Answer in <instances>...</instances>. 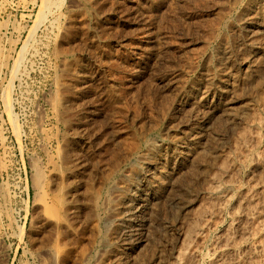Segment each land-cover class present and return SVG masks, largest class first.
I'll return each instance as SVG.
<instances>
[{
	"label": "rangeland",
	"instance_id": "1",
	"mask_svg": "<svg viewBox=\"0 0 264 264\" xmlns=\"http://www.w3.org/2000/svg\"><path fill=\"white\" fill-rule=\"evenodd\" d=\"M45 2L0 0V264H175L192 225L205 226L186 264H212L234 236L246 238L219 264L255 250L264 259V242L251 230L264 193L235 229L232 206L209 207L206 190L230 157L239 169L226 196L264 187V170L253 168L264 152V0ZM249 21L260 43L254 63ZM223 72H232L224 77L232 87L219 95ZM244 133L249 157L234 154ZM38 170L44 179L36 185ZM61 184L72 204L70 229L55 228L44 209Z\"/></svg>",
	"mask_w": 264,
	"mask_h": 264
},
{
	"label": "bare ground",
	"instance_id": "2",
	"mask_svg": "<svg viewBox=\"0 0 264 264\" xmlns=\"http://www.w3.org/2000/svg\"><path fill=\"white\" fill-rule=\"evenodd\" d=\"M48 1V0H47ZM94 1V0H93ZM96 1H99V0H96ZM103 1V0H102ZM44 2H45V0H44ZM54 2V1H53ZM59 2V1H58ZM45 3H47V2H45ZM45 3H43V4H45ZM253 3V2H252ZM48 4V3H47ZM247 4V3H246ZM248 4H249V2H248ZM251 5V4H250ZM49 6V5H48ZM43 8H46L45 6L43 7ZM249 8V7H248ZM254 8V7H253ZM246 9V8H245ZM244 9V10H245ZM40 10H42V9H40ZM260 10V9H259ZM259 10L257 11L258 13H260L259 12ZM239 11V10H238ZM247 11V10H246ZM44 12V11H43ZM242 12V11H241ZM256 12V13H257ZM246 13V12H245ZM245 13H244V15H245ZM249 13V12H248ZM264 13V12H263ZM228 14V13H227ZM225 15V14H224ZM251 15V14H250ZM250 15H249V17H250ZM253 16V15H252ZM244 18H245V16H243ZM247 17V16H246ZM243 18V19H244ZM251 18H253V17H251ZM263 17H260V15H257L256 14V17H254L253 19H255V22L258 24V25H260V23H263V19H262ZM243 19H242V22H243ZM246 19V18H245ZM238 20V19H237ZM250 20V19H249ZM223 21V20H222ZM239 21V20H238ZM246 21V20H245ZM55 22V21H54ZM240 22H241V19H240ZM252 22H254L253 20H252ZM252 22H246L245 23V25L243 26L244 27V29H246V31L249 33V40H250V46H251V48H252V50H251V53L249 54V56H248V58L250 59V60H252L251 61V63H254V61H255V59H256V57H257V55H258V53H259V49H258V45L260 44L259 42H257L256 41V30H255V26H254V23H252ZM255 23V24H256ZM173 24V23H172ZM215 24V23H214ZM238 24V23H237ZM233 26V25H232ZM237 27H240V25L238 26V25H236ZM264 26V25H263ZM236 27V28H237ZM198 28H200V27H198ZM235 28V29H236ZM240 29V28H239ZM243 29V28H242ZM241 29V30H242ZM234 30V29H233ZM240 31V30H239ZM245 31V32H246ZM213 32V31H212ZM230 32V31H229ZM221 33V32H220ZM237 33V32H236ZM234 34V33H233ZM248 35V34H247ZM224 36V35H223ZM223 36L221 37V38H223ZM234 36H235V34H234ZM233 36V37H234ZM237 36V35H236ZM208 38V37H207ZM241 38V37H240ZM224 39H226L225 37L223 38V40ZM236 39V38H235ZM156 41V40H155ZM206 41H208V40H206ZM234 41V40H233ZM220 42H221V40H220ZM224 42H225V40H224ZM227 42V41H226ZM257 42V43H256ZM259 43V44H258ZM256 44H258L257 46H256ZM229 45H230V43H229ZM228 45V46H229ZM236 45V44H235ZM218 46H222V45H218ZM225 47V46H224ZM230 48V47H229ZM261 48V47H260ZM215 49H217V48H215ZM220 49V48H219ZM238 49V48H237ZM60 50V49H59ZM215 51V50H214ZM228 51L229 50H227V52H226V54L228 53ZM244 51V50H243ZM202 52V51H201ZM216 52V51H215ZM240 52V51H239ZM238 52V53H239ZM264 52V51H263ZM220 53H221V51H220ZM247 53H248V51H247ZM22 54V53H21ZM229 54H230V52H229ZM261 54V53H260ZM2 55V54H1ZM4 55V54H3ZM211 56V55H210ZM213 56V55H212ZM223 56V55H222ZM222 56H220V57H222ZM225 56V55H224ZM233 56V55H232ZM235 57V56H234ZM238 57V56H237ZM241 57V56H240ZM243 57H244V55H243ZM259 57V56H258ZM10 58V57H9ZM245 58V57H244ZM212 59V58H211ZM217 59V58H216ZM243 59V58H242ZM246 59V58H245ZM205 60H207V59H205ZM223 60V59H222ZM225 60V59H224ZM261 60V59H260ZM214 61V60H213ZM245 61V60H244ZM204 62V61H203ZM208 62V61H207ZM222 62V61H221ZM250 62V61H249ZM248 62V63H249ZM6 63H8V62H6ZM215 63V62H214ZM218 63H220L219 61H218ZM207 64V63H206ZM229 64V63H228ZM234 64V63H233ZM236 64V63H235ZM208 65V64H207ZM211 65V64H210ZM214 65V64H213ZM216 65V64H215ZM227 65V64H226ZM251 65H253V64H251ZM172 66V65H171ZM206 66V65H205ZM235 66V65H234ZM262 66V65H261ZM207 67H209V66H207ZM256 67V66H255ZM258 67H259V64H258ZM203 68V67H202ZM210 68H212V66L210 67ZM216 68V67H215ZM218 68V67H217ZM229 68V67H228ZM233 68V67H232ZM235 68V67H234ZM254 68V67H253ZM13 69V68H12ZM208 69V68H207ZM225 69V68H224ZM210 70V69H209ZM229 70H230V68H229ZM233 70V69H232ZM231 70V71H232ZM238 70V69H237ZM67 71V70H66ZM219 71V70H218ZM13 72V71H12ZM69 72V71H68ZM67 72V73H68ZM226 72V71H225ZM70 73V72H69ZM231 73L232 72H227V73H221V76H222V78L219 80V83H220V85H219V87H218V93H219V95H223L224 93H226V92H228V89L229 90H231L229 87L231 86L232 87V85H230L229 84V81H228V79L226 78V79H224V77H230L231 76ZM234 73V72H233ZM239 73V72H238ZM262 73V72H261ZM215 74V73H214ZM213 74V75H214ZM233 75V74H232ZM236 75V74H235ZM252 75V74H251ZM181 76V75H180ZM211 77H212V75H210ZM210 76H209V78H210ZM72 77V76H71ZM214 78H215V76H214ZM217 78V77H216ZM245 78V77H244ZM71 79V78H70ZM244 80V79H243ZM57 81V80H56ZM69 81V80H68ZM173 81V80H172ZM212 81V80H211ZM217 81V80H216ZM63 82V84H64V81H62ZM61 82V83H62ZM215 83V82H214ZM66 84H67V82H66ZM71 84V83H70ZM232 84V83H231ZM65 85V84H64ZM205 85V84H204ZM215 86V85H214ZM65 87V86H64ZM68 87V86H67ZM67 87H66V89H67ZM72 86H70V88H71ZM252 87V86H251ZM64 88H62V90H63ZM66 89H64V92H65V90ZM72 89V88H71ZM69 90V89H68ZM60 91H61V89H60ZM70 91V90H69ZM63 92V93H64ZM68 92V91H67ZM237 92V91H236ZM60 93V92H59ZM62 93V94H63ZM68 93H70V92H68ZM195 93V92H194ZM239 93V92H238ZM58 94V93H57ZM237 94V93H236ZM228 95V94H227ZM226 95V96H227ZM58 96V95H57ZM62 96V95H61ZM67 96H68V94H67ZM241 96V95H240ZM221 97H223V96H221ZM59 98V97H58ZM115 98V97H114ZM219 98V97H218ZM225 98V97H224ZM224 98H223V100H224ZM236 98H237V96H236ZM112 99V98H111ZM203 99V98H202ZM221 99V98H220ZM118 100V99H117ZM181 100V99H180ZM7 102V101H6ZM68 102H70V101H68ZM115 102V101H114ZM117 102V101H116ZM184 102V101H183ZM187 102V101H186ZM207 102V101H206ZM226 102V101H225ZM67 103V102H66ZM205 103V102H204ZM223 103V102H222ZM186 104V103H185ZM261 104H262V102H261ZM117 105V104H116ZM181 105V104H180ZM223 105V104H222ZM225 105V104H224ZM57 106V105H56ZM113 106V105H112ZM205 106V105H204ZM8 107H9V105H8ZM55 107V106H54ZM71 106H69L68 108H70ZM117 107V106H116ZM198 107V106H197ZM58 108V107H57ZM67 108V109H68ZM73 108V107H72ZM72 108H70V109H72ZM122 108V107H121ZM207 108V107H206ZM229 108V107H228ZM64 109H66V108H63V112L65 111ZM118 109V108H117ZM73 110V109H72ZM224 110H225V108H224ZM227 110V109H226ZM7 111V110H6ZM83 111V110H82ZM72 112V111H71ZM85 112V111H84ZM118 112V111H117ZM119 112H122V111H119ZM137 112V111H136ZM229 112H230V110H229ZM229 112H226V113H228L229 114ZM65 113V112H64ZM68 113V112H67ZM77 113V112H76ZM151 113V112H150ZM224 113V112H223ZM257 113V112H256ZM70 114H72V113H70ZM65 115V114H64ZM74 115H75V113H74ZM123 115V114H122ZM224 115V114H223ZM63 116V115H62ZM72 116V115H71ZM75 116H77V115H75ZM230 116V115H229ZM239 116V115H238ZM69 117V116H68ZM110 117V116H109ZM81 118H82V116H81ZM124 118V117H123ZM256 118V117H255ZM66 119V118H65ZM69 119V118H68ZM67 119V120H68ZM77 119H79V118H77ZM152 119V118H151ZM71 120V119H70ZM73 120V119H72ZM75 120V119H74ZM17 121V120H16ZM66 121V120H65ZM82 121H84V120H82ZM117 121V120H116ZM260 121V120H259ZM73 122V121H72ZM257 122V121H256ZM121 123V122H120ZM253 123V122H252ZM260 123V122H259ZM16 124V123H15ZM14 124V125H15ZM66 124V123H65ZM73 124V123H72ZM67 125V124H66ZM65 125V126H66ZM74 125V124H73ZM260 125V124H259ZM16 126V125H15ZM68 126V125H67ZM66 126V127H67ZM17 127V126H16ZM18 128V127H17ZM19 129V128H18ZM229 129V128H228ZM248 129V128H247ZM121 130V129H120ZM119 130V131H120ZM194 130V129H193ZM238 130V129H237ZM236 130V131H237ZM242 130V129H241ZM228 132V131H227ZM247 132V131H246ZM129 134H131V133H129ZM198 134H200V133H198ZM198 134H197V131L195 132V131H193L192 133H191V135L193 136V138H197V136H198ZM126 135H128V134H126ZM132 135V134H131ZM247 134H241L240 136V139L238 140V141H236L235 140V142H237V146H235V151H234V154H237L238 152H240V153H242L241 155H244V157H249V155H251L250 153H252V152H250L249 151V148L248 147H252V146H249V144H247L248 145V147L246 146V143H247V136H246ZM255 135V134H254ZM257 135V134H256ZM129 137H130V135H128ZM188 137V136H187ZM191 137V136H190ZM238 137V136H237ZM251 137V136H250ZM249 137V138H250ZM253 137V136H252ZM125 138V137H124ZM133 138V137H132ZM201 138V137H200ZM208 138V137H207ZM255 138V137H254ZM262 138V137H261ZM130 139V138H129ZM204 139V138H203ZM252 139V138H251ZM258 139H259V137L257 138V136H256V138H255V140H257L258 141ZM92 140V139H91ZM144 140V139H143ZM202 140V139H201ZM128 141H130V140H128ZM133 141V140H132ZM149 141V140H148ZM252 141H254V140H252ZM125 142V141H124ZM179 142H180V140H179ZM178 142V143H179ZM212 142V141H211ZM176 143V142H175ZM187 143V142H186ZM233 143H234V141H233ZM66 144V143H65ZM97 144V143H96ZM132 144H134V143H132ZM135 144H137L136 142H135ZM135 144H134V146H135ZM177 144V143H176ZM192 144V143H191ZM194 144V143H193ZM205 144V143H204ZM256 144H258V142L256 143ZM131 145V144H130ZM179 145V144H178ZM188 145V144H187ZM206 145V144H205ZM209 145V144H208ZM62 146V145H61ZM214 146V145H213ZM255 146H258V145H255ZM189 147V146H188ZM201 147V146H200ZM203 147H205V146H203ZM66 148V147H65ZM130 149H131V147H129ZM134 148V147H133ZM132 148V149H133ZM195 148V147H194ZM229 149V148H228ZM234 149V148H233ZM251 149V148H250ZM61 150V149H60ZM66 150V149H65ZM65 150L63 151L64 153H65ZM67 150H68V148H67ZM67 150H66V152H67ZM135 150V149H134ZM206 150V149H205ZM224 150H225V148H224ZM175 151V150H174ZM217 151V150H216ZM132 152V151H131ZM178 152V151H177ZM211 151H209V153H210ZM62 153V152H61ZM176 153V152H175ZM179 153V152H178ZM193 153V152H192ZM203 153V152H202ZM261 153V152H260ZM190 154V153H189ZM189 154H188V156H189ZM200 154V153H199ZM230 154H232V153H230ZM60 155V154H59ZM67 155V154H66ZM65 155V156H66ZM186 155V154H185ZM190 155H192V154H190ZM209 155V154H208ZM239 154H237V156H238ZM240 155V156H241ZM256 155V154H255ZM75 156V155H74ZM177 156V155H176ZM253 156V155H252ZM62 157H64V156H61V159H62ZM109 157V156H108ZM175 157V156H174ZM190 157H192V156H190ZM201 157V156H200ZM207 157V156H206ZM211 157V156H210ZM218 157V156H217ZM254 157V156H253ZM253 157H251V159H252V161L254 160L253 159ZM66 158H68V157H66ZM75 158V157H74ZM237 158V157H236ZM69 159V158H68ZM92 159V158H91ZM104 159V158H103ZM179 159V158H178ZM189 159V158H188ZM187 159V160H188ZM192 159V158H191ZM204 159V158H203ZM226 159V158H225ZM50 160V159H49ZM62 160H64V159H62ZM173 160V159H172ZM181 160V159H180ZM194 160V159H193ZM229 160H231V157H230V159L228 158V160H227V162H224V163H221L222 165V167L220 166V168H221V171H220V173H218V174H216L215 176H214V179H212L213 181H212V183H211V185H209V187H208V189H206V190H208V200H209V207H216L217 205H215L216 204V201H218L217 203H218V205L220 206V208H226V207H229L230 208V205L232 206V208H233V216L235 217L234 219L237 221V224L235 225V227H232V228H239V227H241V226H239V224H241L240 223V220L243 218V217H247L248 218V215L250 214V212L251 211H253L254 212V210L258 207L257 206V203L255 202V198L257 197V195H258V197H257V199L259 198V195H261L262 193H264V187L263 188H257V190H255L253 193H254V195H252V194H248V192L246 193V191H244L243 189H241V187L240 188H237V191L235 192V194H233V196H226L225 195V193L227 192V190L228 189H236V187H237V185H235V183L237 182H235L234 183V181H235V171L236 170H238L239 168L238 167H235L234 166V161H233V159L231 160L232 162H233V165L232 166H234V168H228L229 166H227V164H228V162H230ZM236 160V159H235ZM238 160V159H237ZM255 160H256V163H255V166L253 167V168H255V170L256 169H262V170H264V167H262V163H264V161L262 162V160H264V152H263V154L262 155H260L259 154V156H258V154H257V156H255ZM66 161H67V159H66ZM203 161H205V160H203ZM240 161V160H239ZM50 162V161H49ZM57 162V161H56ZM223 162V161H222ZM246 162V160H244L243 161V163H245ZM255 162V161H254ZM254 162L252 163V164H254ZM262 162V163H261ZM189 163H190V161H189ZM108 164V163H107ZM232 164V163H231ZM96 165V164H95ZM134 165V164H133ZM182 165V164H181ZM192 165V164H191ZM228 165H230V164H228ZM68 166V165H67ZM70 166V165H69ZM72 166V165H71ZM70 166V167H71ZM238 166V165H237ZM57 167V166H56ZM55 167V168H56ZM64 167H66V165L64 166ZM54 168V167H53ZM54 168V169H55ZM58 168V167H57ZM62 169H64V168H62ZM72 169V168H71ZM82 169V168H81ZM100 169V168H99ZM191 169H192V167H191ZM243 169V168H242ZM41 170H43V169H41ZM73 170V169H72ZM75 170V169H74ZM185 170V169H184ZM214 170V169H213ZM241 170V169H240ZM254 169H253V171H255ZM250 171V170H249ZM63 172V171H62ZM189 172H190V169H189ZM194 172V171H193ZM215 172V171H214ZM70 173V172H69ZM74 173V172H73ZM64 174V173H63ZM66 174V173H65ZM67 174H68V172H67ZM176 174V173H175ZM60 175V174H59ZM71 175V174H70ZM75 175V174H74ZM79 175V174H78ZM160 175V174H159ZM162 175V174H161ZM193 175V174H192ZM56 176V175H55ZM64 176V175H63ZM68 176H69V174H68ZM111 176V175H110ZM238 176V175H237ZM44 177V175H43V173L41 172V171H36V174H35V176L33 177V179H34V184H36V185H38L39 184V182L41 181V179ZM187 177V176H186ZM193 177V176H192ZM212 177H213V175H212ZM50 178H52V177H50ZM44 179V178H43ZM55 179V178H54ZM63 179H64V177H63ZM70 179V178H69ZM210 179V178H209ZM260 179V178H259ZM187 180V179H186ZM43 181L44 180H42V183H43ZM66 181V180H65ZM64 181V182H65ZM72 181V180H71ZM261 181V180H260ZM64 182H62L63 184H64ZM252 182V181H251ZM57 183V182H56ZM58 183H60V182H58ZM66 183V182H65ZM69 183V182H68ZM92 183V182H91ZM41 184V183H40ZM63 184H61L59 187L60 188H58V190L56 189V191L54 192V195L52 196V199H51V202L50 203H47L46 202V204H45V213L47 214V217H49V219H50V221H51V223L53 224V226L55 227V228H58V229H60L61 227H64V228H69L70 229V226H71V223H70V221H71V219H72V204H71V202L70 201H68L67 200V198L68 197H66V194L69 192V191H67V187H66V185H65V187H64V185ZM87 184V183H86ZM90 184V183H89ZM57 185H59V184H57ZM69 185V184H68ZM236 187H235V186ZM249 185V184H248ZM51 186V185H50ZM55 186V185H54ZM91 186V185H90ZM93 186V185H92ZM174 186V185H173ZM257 186V185H256ZM95 187V186H94ZM181 187H182V185H181ZM261 187V186H260ZM66 188V189H65ZM102 188V187H101ZM255 188V189H256ZM54 189V188H53ZM181 189V188H180ZM186 189V188H185ZM254 189V188H253ZM3 190V189H2ZM68 190H70V189H68ZM86 190V189H85ZM189 190V189H188ZM250 190V189H249ZM51 191H52V189H51ZM50 191V192H51ZM94 191V190H93ZM181 191V190H180ZM185 191V190H184ZM251 191V190H250ZM7 192V191H6ZM28 192V191H27ZM46 192V191H45ZM86 192V191H85ZM92 192V191H91ZM90 192V193H91ZM182 192V196L183 195H186V192H184L183 193V191H181ZM201 192V191H200ZM252 192V191H251ZM2 193V192H1ZM52 193V192H51ZM89 193V192H88ZM4 194V193H3ZM6 194V193H5ZM70 194V193H69ZM81 194V193H80ZM79 194V195H80ZM87 194V193H86ZM93 194H95V193H93ZM189 194V193H188ZM29 195V194H28ZM46 195H47V193H46ZM68 195V194H67ZM88 195V194H87ZM91 195V194H90ZM96 195V194H95ZM94 195V196H95ZM97 195H98V193H97ZM199 195V194H198ZM231 195V194H230ZM5 196V195H4ZM72 196V195H71ZM98 196H100V195H98ZM256 196V197H255ZM264 196V195H263ZM78 197V196H77ZM87 197H89V196H87ZM255 197V198H254ZM96 198V197H95ZM6 199V198H5ZM44 199H46V198H44ZM94 199V198H93ZM193 199V198H192ZM260 199V198H259ZM258 199V200H259ZM77 200V199H76ZM91 200V199H90ZM204 200H205V198H204ZM215 200V201H214ZM44 201V200H43ZM79 201V200H78ZM99 201V200H98ZM98 201H96L95 203H97ZM203 201V200H202ZM257 201V200H256ZM29 202V201H28ZM87 202V201H86ZM234 202L236 203L235 205H234ZM27 203V202H26ZM73 203H74V201H73ZM81 203V202H80ZM88 203V202H87ZM102 203V202H101ZM206 203V202H205ZM260 203V202H259ZM93 203L91 202V205H92ZM120 204V203H119ZM28 205V204H27ZM84 205V204H83ZM87 205V204H86ZM96 205V204H95ZM202 205H203V202H202ZM234 205V206H233ZM74 206V205H73ZM81 206V205H80ZM5 207V206H4ZM87 207V206H86ZM115 207V206H114ZM261 207H264V199L262 200V206ZM5 208H7V207H5ZM74 208V207H73ZM75 208H77V207H75ZM89 208V207H88ZM88 208H86V209H88ZM92 208V207H91ZM98 208V207H97ZM259 208V207H258ZM8 209V208H7ZM10 209V208H9ZM27 209V208H26ZM93 209H96L95 207H93ZM93 209H91L92 211H93ZM205 209H206V207H205ZM219 209V208H218ZM260 209H263V211H264V208H260ZM6 210V209H5ZM12 209H10V211H11ZM28 210V209H27ZM97 210V209H96ZM208 210V209H207ZM220 210V209H219ZM13 211V210H12ZM92 211H91V213H92ZM209 211V210H208ZM208 211H206V212H208ZM210 211H211V209H210ZM215 212H217V210L215 209L214 210ZM44 212V211H43ZM88 212H90L89 210H88ZM203 212V211H202ZM205 211H204V213H206ZM219 212V211H218ZM218 212H217V214H218ZM223 212V211H222ZM5 213V212H4ZM10 213V212H9ZM12 213V212H11ZM10 213V214H11ZM90 213V214H91ZM95 213V212H94ZM214 213V212H213ZM252 213V212H251ZM256 212H254V214H255ZM6 214V213H5ZM4 214V215H5ZM14 214V213H13ZM27 214V213H26ZM45 215V214H44ZM200 215V216H199ZM199 215H198V217H200L201 219H202V217H203V213H199ZM207 215V214H206ZM215 215V214H214ZM252 215V214H251ZM251 215H250V217H251ZM8 215H6V217H7ZM17 216V215H16ZM28 216V215H27ZM85 216V215H84ZM91 216V215H90ZM253 216V215H252ZM13 217V216H12ZM74 217V216H73ZM197 217V218H198ZM212 217V216H211ZM249 217V218H250ZM44 218H46V217H44ZM85 218H86V216H85ZM84 218V219H85ZM93 218V217H92ZM200 218H198V221H200L199 219ZM252 218V217H251ZM254 218V217H253ZM93 219H95V217L93 218ZM204 219V218H203ZM220 219V218H219ZM6 220V219H5ZM14 220H16V219H14ZM13 220V221H14ZM73 220V219H72ZM194 220V219H193ZM12 221V220H11ZM48 221V220H47ZM89 221V220H88ZM94 221V224L96 223V221L95 220H93ZM92 221V222H93ZM190 222H191V220H189ZM198 221H197V223H198ZM214 221V220H213ZM219 221V220H218ZM217 221V222H218ZM244 221H245V219H244ZM252 221H255L256 223H259L257 226H255V227H253L251 230H252V233L253 234H255V236H256V238H257V240H261V242H264V231H262V227H264L263 225H264V213L263 214H259V215H257L254 219H252ZM16 222V221H15ZM87 222V221H86ZM201 222V221H200ZM222 222V221H221ZM235 222V221H234ZM51 223H49V224H51ZM89 223V222H88ZM202 223V222H201ZM205 223V222H204ZM85 224V223H84ZM195 224V223H194ZM228 224H230V223H228ZM261 224V225H260ZM74 225V224H73ZM76 225V224H75ZM90 225V224H89ZM95 225H97V224H95ZM111 225V224H110ZM198 225V224H197ZM196 225V226H197ZM207 225V224H206ZM242 225H243V223H242ZM24 226V225H23ZM79 226V225H78ZM98 226V225H97ZM96 226V227H97ZM189 226V225H188ZM203 226H205V225H202V226H197L196 228H193V225H192V228L190 227V229L189 230H187V232H186V235H185V239L183 240L184 241V243H183V247L181 248V250H179L178 251V253H177V256H176V259L175 260H177L176 261V263L175 264H186V259H188L190 256L192 257V254H194V247L192 246V244H193V241L196 239L195 238V236L197 235V234H199V233H201L202 232V227ZM208 226V225H207ZM244 226V225H243ZM250 226V225H249ZM21 227V226H20ZM72 227V226H71ZM93 227V226H92ZM194 227H195V225H194ZM228 227V226H227ZM230 227V226H229ZM74 228V227H73ZM208 228V227H207ZM212 228V227H211ZM245 228V227H244ZM243 228V229H244ZM251 227H249V228H247V229H245L246 231H242L244 234H246V232H247V230H249ZM24 228L23 227H21V232H20V237H22V236H24V230H23ZM48 229H50V228H48ZM242 229V230H243ZM53 230H56V229H54L53 228ZM66 230V229H65ZM88 230V229H87ZM86 230V231H87ZM99 230V229H98ZM206 230V229H205ZM230 230V229H229ZM233 230V229H232ZM49 231V230H48ZM66 231H70V230H66ZM94 231V230H93ZM201 231V232H200ZM47 232V231H46ZM50 232H51V230H50ZM232 232V231H231ZM249 232V231H248ZM57 233V232H56ZM59 233V232H58ZM99 233H100V230H99ZM205 233V232H204ZM235 233V232H234ZM233 233V234H234ZM54 234V233H53ZM242 234V233H241ZM51 235V234H50ZM73 235V234H72ZM85 235V234H84ZM203 235V234H202ZM220 235H221V233H220ZM219 235V236H220ZM49 236V235H48ZM53 236V235H52ZM55 236V235H54ZM56 236H57V234H56ZM55 236V237H56ZM240 236H242V235H240ZM250 236H251V234H250ZM29 237H31V236H29ZM54 237V238H55ZM60 237V236H59ZM62 237V236H61ZM65 237V236H64ZM63 237V239L62 240H64L65 238ZM197 237H198V235H197ZM202 237V236H201ZM204 237V236H203ZM224 237V236H223ZM227 237V236H226ZM248 237V236H247ZM253 237V236H252ZM49 238V237H48ZM53 238V239H54ZM131 238V237H130ZM195 238V239H194ZM205 238V237H204ZM240 238V237H239ZM239 238H237V239H239ZM242 238V237H241ZM240 238V239H241ZM246 237H244V238H242V239H245ZM31 239V238H30ZM47 239V238H46ZM50 239H52V238H50ZM110 239V238H109ZM129 239V238H128ZM236 238H235V236L234 237H231V238H228L227 240H226V245H225V249L223 248L221 251H219V252H216L215 253V258L213 259V261H212V264H219L222 260H224L226 257H227V255L230 253V252H233L234 250H236L237 248H239L238 247V240H237ZM239 239V240H240ZM33 240V239H32ZM61 240V241H62ZM133 240V239H132ZM132 240H131V242L130 243H126V245H128V246H130L131 244L133 245V243H132ZM247 240V239H246ZM250 240V239H249ZM257 240H256V242H257ZM50 241V240H49ZM48 241V242H49ZM54 241V240H53ZM56 241V240H55ZM241 241V240H240ZM65 242V241H64ZM63 242V243H64ZM125 242H127V241H125ZM50 243V242H49ZM48 243V244H49ZM52 243H54V242H52ZM182 243V242H181ZM51 244V243H50ZM59 244L61 245V243L59 242ZM106 244V243H105ZM135 244V243H134ZM254 244H256V243H254ZM259 244H261V243H259ZM264 244V243H263ZM262 244V245H263ZM217 245V244H216ZM222 245V244H221ZM115 246H116V244H115ZM127 246V247H128ZM195 246V245H194ZM264 246V245H263ZM56 247V246H55ZM54 246H53V248H55ZM63 247V246H62ZM248 247V246H247ZM252 247V246H251ZM52 248V247H51ZM50 248V249H51ZM124 248H126V247H124ZM130 248H132V246L131 247H129V249ZM222 248V247H221ZM243 248V247H242ZM64 249V248H63ZM62 248H61V250H63ZM84 249H85V247H84ZM114 249V248H113ZM128 249V248H127ZM52 250V249H51ZM60 250V251H61ZM112 250V249H111ZM54 251V250H53ZM60 251H58L59 253H60ZM78 251V250H77ZM125 251H127L126 249H125ZM215 251V250H214ZM256 251V250H255ZM255 251H253V253H251V251L246 255V257L245 258H239V259H235V261L233 262V263H231V264H264V259H261V258H259V254H258V256H257V254L255 255L254 253H255ZM263 251V250H262ZM64 252V251H63ZM67 252V251H66ZM69 252V251H68ZM86 252V251H85ZM84 252V253H85ZM62 253V252H61ZM116 253V252H115ZM63 254V253H62ZM197 254V253H196ZM237 254V253H236ZM239 254V253H238ZM58 255H60V254H58ZM70 255V254H69ZM68 255V256H69ZM119 255V254H118ZM231 255V254H230ZM65 256V255H64ZM64 256H62V257H64ZM67 256V255H66ZM196 256V255H195ZM58 257V256H57ZM72 257V256H71ZM84 257V256H83ZM119 257V256H118ZM194 257V256H193ZM198 257V256H197ZM239 257V256H238ZM244 257V256H243ZM262 257V256H261ZM68 258V257H67ZM204 258V257H203ZM263 258V257H262ZM60 260L61 259H63V258H59ZM71 259V258H70ZM127 259V258H126ZM227 259V258H226ZM232 259V258H231ZM231 259H230V261H231ZM56 260H57V258H56ZM64 260V259H63ZM62 260V261H63ZM69 259H67V261H68ZM81 260V259H80ZM190 260V259H189ZM192 260V259H191ZM191 260L189 261V264L191 263ZM188 261V260H187ZM225 261V260H224ZM227 261H229L228 259H227ZM226 261V262H227ZM55 262V261H54ZM57 262V261H56ZM64 262V261H63ZM69 262V261H68ZM193 262V261H192ZM198 262V261H197ZM58 263H59V261H58ZM70 263V262H69ZM69 263H67V264H69ZM222 263H224L223 261H222ZM76 264V263H75ZM193 264H194V262H193ZM196 264V263H195Z\"/></svg>",
	"mask_w": 264,
	"mask_h": 264
},
{
	"label": "built area",
	"instance_id": "3",
	"mask_svg": "<svg viewBox=\"0 0 264 264\" xmlns=\"http://www.w3.org/2000/svg\"><path fill=\"white\" fill-rule=\"evenodd\" d=\"M25 180L27 181V175L26 173L24 174ZM15 211V209H13Z\"/></svg>",
	"mask_w": 264,
	"mask_h": 264
}]
</instances>
